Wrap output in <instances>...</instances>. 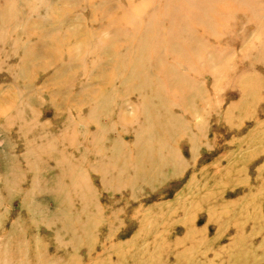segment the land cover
I'll list each match as a JSON object with an SVG mask.
<instances>
[{
  "label": "rangeland",
  "instance_id": "1",
  "mask_svg": "<svg viewBox=\"0 0 264 264\" xmlns=\"http://www.w3.org/2000/svg\"><path fill=\"white\" fill-rule=\"evenodd\" d=\"M0 35V264H264V0H0Z\"/></svg>",
  "mask_w": 264,
  "mask_h": 264
},
{
  "label": "bare ground",
  "instance_id": "2",
  "mask_svg": "<svg viewBox=\"0 0 264 264\" xmlns=\"http://www.w3.org/2000/svg\"><path fill=\"white\" fill-rule=\"evenodd\" d=\"M212 1H215V0H212ZM226 1V0H225ZM5 3V2H4ZM38 5V4H37ZM161 6V5H160ZM163 6V5H162ZM208 6V5H207ZM224 7H222V9H223ZM226 8V7H225ZM2 10V9H1ZM4 10V9H3ZM163 10V9H162ZM210 10V9H209ZM226 10V9H225ZM164 12V11H163ZM156 13V12H155ZM178 13V12H177ZM224 14V16H225V13H222V15ZM9 15V14H8ZM36 15V14H35ZM164 15V14H163ZM218 15H220V14H218ZM220 17V16H219ZM222 18V17H221ZM228 18V17H227ZM157 19V18H156ZM192 19V18H191ZM24 20V19H23ZM44 20V19H43ZM144 20V19H143ZM181 20V19H180ZM185 21V20H184ZM201 21V20H200ZM203 21V20H202ZM143 22V21H142ZM186 22V21H185ZM184 22V23H185ZM156 23V22H155ZM188 23V22H187ZM10 24V23H9ZM157 24V23H156ZM207 24V23H206ZM7 25V24H6ZM228 25V24H227ZM186 27V26H185ZM190 27V26H189ZM29 28V27H28ZM142 28V27H141ZM157 28V27H156ZM188 28V27H187ZM191 28V27H190ZM190 28H188V29H190ZM26 29V28H25ZM165 29V28H164ZM192 29V28H191ZM190 29V30H191ZM176 30V29H175ZM17 31V30H16ZM203 31H204V29H203ZM2 32V31H1ZM189 32V31H188ZM3 33V32H2ZM169 33V32H168ZM207 33V32H206ZM1 36V35H0ZM10 37V36H9ZM185 38V37H184ZM186 39V38H185ZM183 41V40H182ZM187 41H188V38H187ZM189 43V42H188ZM20 45V44H19ZM158 45H159V43H158ZM16 46V45H15ZM169 50V49H168ZM12 51V50H11ZM183 58V57H182ZM169 59V58H168ZM65 61V60H64ZM178 61H179V59H178ZM188 63V62H187ZM190 67V66H189ZM74 71V70H73ZM86 72V71H85ZM84 73V72H83ZM163 73V72H162ZM25 89V88H24ZM60 96V95H59ZM176 98V97H175ZM95 100V99H94ZM184 109V108H183ZM185 111V110H184ZM88 112V111H87ZM138 114V113H137ZM93 116V115H92ZM81 117V116H80ZM190 120V119H189ZM116 121V120H115ZM121 121V120H120ZM122 122V121H121ZM23 124V123H22ZM43 127V126H42ZM183 134V133H182ZM181 134V135H182ZM44 137V136H43ZM89 139V138H88ZM40 140V139H39ZM82 142V141H81ZM90 143V142H89ZM133 143V142H132ZM175 143V142H174ZM133 148V147H132ZM119 149V148H118ZM47 151V150H46ZM69 153V152H68ZM61 154V153H60ZM168 154V153H167ZM49 156V155H48ZM52 159V158H51ZM134 160V159H133ZM94 162V161H93ZM60 169V168H59ZM129 169V168H128ZM131 180V179H130ZM103 184V183H102ZM197 201V200H196ZM195 206V205H194ZM124 224V223H123Z\"/></svg>",
  "mask_w": 264,
  "mask_h": 264
}]
</instances>
